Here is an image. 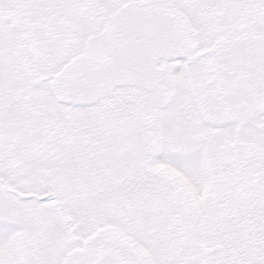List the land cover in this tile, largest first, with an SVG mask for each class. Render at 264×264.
Listing matches in <instances>:
<instances>
[{"label": "snow or ice", "instance_id": "obj_1", "mask_svg": "<svg viewBox=\"0 0 264 264\" xmlns=\"http://www.w3.org/2000/svg\"><path fill=\"white\" fill-rule=\"evenodd\" d=\"M0 264H264V0H0Z\"/></svg>", "mask_w": 264, "mask_h": 264}]
</instances>
